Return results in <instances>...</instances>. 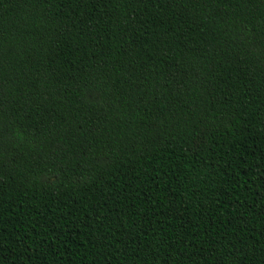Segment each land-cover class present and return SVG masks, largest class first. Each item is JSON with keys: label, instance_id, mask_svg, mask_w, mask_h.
Returning <instances> with one entry per match:
<instances>
[{"label": "trees", "instance_id": "obj_1", "mask_svg": "<svg viewBox=\"0 0 264 264\" xmlns=\"http://www.w3.org/2000/svg\"><path fill=\"white\" fill-rule=\"evenodd\" d=\"M0 264H264V0H0Z\"/></svg>", "mask_w": 264, "mask_h": 264}]
</instances>
